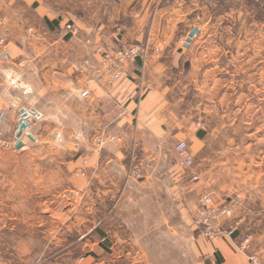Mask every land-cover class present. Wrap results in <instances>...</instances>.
I'll use <instances>...</instances> for the list:
<instances>
[{
  "label": "rangeland",
  "instance_id": "obj_1",
  "mask_svg": "<svg viewBox=\"0 0 264 264\" xmlns=\"http://www.w3.org/2000/svg\"><path fill=\"white\" fill-rule=\"evenodd\" d=\"M172 3L182 11L167 19L170 32L144 34L140 40L130 36L129 42L114 48L97 43L93 53L100 64L94 66L90 56L83 63L95 67L97 78L107 70L114 79L136 57L146 73L147 40L155 45L154 56L162 48L172 53L171 60L164 58L166 65L153 70L167 88L159 117L171 124L172 132L178 127L202 131L198 136L203 144L189 133L172 139L167 135L164 147H127L125 158L103 159L88 171L92 163L82 157L74 161L81 152L68 143L69 132L57 138L48 120L31 125L37 140L21 132L26 140L21 148L13 146L12 128L3 131L8 142H0V264H218L211 245L221 234L230 237L233 248L251 264L249 251L257 252L264 236V0ZM24 4L0 0L3 111L9 107V94L16 91L5 68L11 62L19 67L21 61L13 54L18 51L6 43L10 39L19 43L15 31L29 30L34 21L25 19L30 12ZM161 4L162 0L157 8ZM55 5L63 7L62 2ZM62 24L65 34H77L70 19ZM73 25L77 30L72 32ZM154 25H163L158 13ZM193 26L198 33L186 47L185 37ZM122 29L115 27L119 38ZM135 43L145 47L144 57L105 56ZM116 67L121 69L117 77ZM120 137L101 130L93 132L90 141L98 151L107 142L113 144L109 153L115 155ZM181 139L194 155L187 169L178 165L173 149ZM149 148H155L156 158L149 156ZM122 171L131 179L124 194L116 188L124 179ZM204 195L214 203L235 204L232 215H220L223 230L210 239L192 225ZM230 226L234 231L228 235L225 230ZM246 236L250 242L244 250L239 244Z\"/></svg>",
  "mask_w": 264,
  "mask_h": 264
},
{
  "label": "crops",
  "instance_id": "obj_2",
  "mask_svg": "<svg viewBox=\"0 0 264 264\" xmlns=\"http://www.w3.org/2000/svg\"><path fill=\"white\" fill-rule=\"evenodd\" d=\"M23 1L30 12L25 19L34 21L29 30L20 28L15 31L21 38L19 43L13 39L6 43L12 51H18L13 54L18 55L21 61L19 67L11 62L5 68L7 81L17 92L9 94V107L0 110V142H8L2 138L3 131L12 128L13 146L16 139L21 138L23 144L20 148L25 147L26 140L21 132H25L26 136L30 133L33 139L27 137L31 141L37 140L31 125L48 120L57 138L62 139L63 131L69 132L68 143L81 152L74 161L82 157L89 161L88 164L92 163L89 167L84 165L88 171L103 159L109 162L108 158L115 156L125 158L127 147H164L169 139L180 133L194 135L196 143L203 144L198 136L202 131L196 132L197 129H194L190 132L178 127L172 132L171 124H166L159 117L164 112L162 99L167 88L161 76L155 71L153 73V70L166 65L164 58L171 56V60L172 53H164L161 47V53L154 56L152 49L155 45L147 40L150 56L146 73L140 70L142 63L139 57L129 59L123 65V72L114 79H110L107 70H104L105 74L99 80L94 71V66L100 64L99 55L93 53L95 44L114 48L129 42L130 36L140 40L144 34L168 33L171 25L167 19L182 11L178 4H173L172 0H162L157 8L160 0ZM57 2H62L63 7H57ZM157 13L159 18H163V25L156 27L154 20ZM65 19H70L78 27L76 35L65 34L63 29L66 27L62 24ZM116 26L123 28L121 38L117 37ZM191 40L187 45L184 42V46L187 47ZM87 56L92 58L94 66L83 63ZM15 69H18V73ZM21 107L29 110L30 114L26 116L25 129L16 135ZM101 130L121 135L114 144L121 147L115 155L109 153L112 149L108 146L113 145L109 142L100 151L93 150L90 138L93 132ZM167 135L169 139H166ZM155 148H149L152 158L157 156ZM107 174L109 177L110 174L115 175ZM120 174L124 179L119 181L116 188L122 189L121 194H124L131 179L125 177L124 171ZM224 226L221 222V227ZM233 243L230 237L222 234L212 240L211 247L218 255V264H247L245 254L236 251ZM257 253L260 257L258 264H264V236Z\"/></svg>",
  "mask_w": 264,
  "mask_h": 264
},
{
  "label": "built area",
  "instance_id": "obj_3",
  "mask_svg": "<svg viewBox=\"0 0 264 264\" xmlns=\"http://www.w3.org/2000/svg\"><path fill=\"white\" fill-rule=\"evenodd\" d=\"M117 28V30H119L120 27ZM69 30L72 32L76 31L77 27L73 25L72 27H70ZM113 52H115L114 55L109 56V53H105V56H114L115 58H118L117 60H121L123 59V57H134L137 55L144 57L146 49L139 43H135L124 46L123 48L116 49ZM120 70V68L116 67L113 76L117 77L121 72ZM101 78L102 75L98 77V79ZM173 149L175 151L177 163L179 166L184 169H187L193 165L194 155L188 148V145L185 140H177L173 145ZM136 175L139 176L140 174L137 172ZM197 176L198 175L195 174L193 178H197ZM232 213V205L214 203L209 195H204L200 199L199 207L197 208L195 215L193 216V228L199 235H203L209 239L213 238L223 230H221L219 227L220 215L230 216L232 215ZM233 231L234 229L231 226L225 230L226 234L228 235H231ZM249 242L250 238L246 236L244 240L239 244V247L246 250L249 247ZM248 259L250 260L251 264H258L260 261L258 253L254 250L249 251Z\"/></svg>",
  "mask_w": 264,
  "mask_h": 264
},
{
  "label": "water",
  "instance_id": "obj_4",
  "mask_svg": "<svg viewBox=\"0 0 264 264\" xmlns=\"http://www.w3.org/2000/svg\"><path fill=\"white\" fill-rule=\"evenodd\" d=\"M198 31V28L196 26H193L189 32H188V36L186 37V42L185 44L187 45L189 43V41L191 40L192 36H194ZM19 112L21 114V117L18 121V125H17V130H16V135L25 129L26 125H27V121H26V116L30 114V111L25 109L24 107H21L19 109ZM27 136L31 139H33V136L30 133H27ZM23 144V140L21 138H17L14 146L16 148H19L21 145Z\"/></svg>",
  "mask_w": 264,
  "mask_h": 264
}]
</instances>
